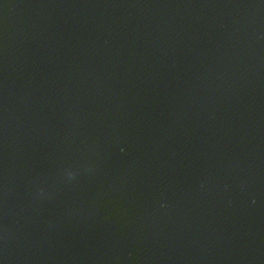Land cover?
Wrapping results in <instances>:
<instances>
[{
	"label": "water",
	"instance_id": "95a60500",
	"mask_svg": "<svg viewBox=\"0 0 264 264\" xmlns=\"http://www.w3.org/2000/svg\"><path fill=\"white\" fill-rule=\"evenodd\" d=\"M0 264H264V0H0Z\"/></svg>",
	"mask_w": 264,
	"mask_h": 264
}]
</instances>
